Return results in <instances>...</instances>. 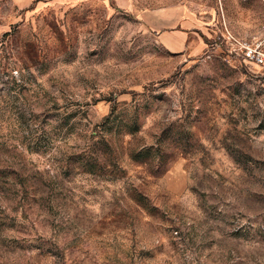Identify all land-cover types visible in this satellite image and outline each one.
<instances>
[{"label":"rangeland","instance_id":"1","mask_svg":"<svg viewBox=\"0 0 264 264\" xmlns=\"http://www.w3.org/2000/svg\"><path fill=\"white\" fill-rule=\"evenodd\" d=\"M261 0H0V264H264Z\"/></svg>","mask_w":264,"mask_h":264},{"label":"built area","instance_id":"2","mask_svg":"<svg viewBox=\"0 0 264 264\" xmlns=\"http://www.w3.org/2000/svg\"><path fill=\"white\" fill-rule=\"evenodd\" d=\"M264 6V0H261ZM244 61L259 67L264 66V37L254 42H245L240 48Z\"/></svg>","mask_w":264,"mask_h":264}]
</instances>
